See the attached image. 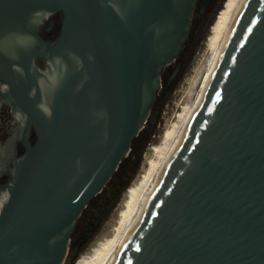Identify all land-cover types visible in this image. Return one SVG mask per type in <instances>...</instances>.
Instances as JSON below:
<instances>
[{
	"label": "water",
	"instance_id": "1",
	"mask_svg": "<svg viewBox=\"0 0 264 264\" xmlns=\"http://www.w3.org/2000/svg\"><path fill=\"white\" fill-rule=\"evenodd\" d=\"M196 5L0 0V95L22 114L25 145L0 186V264H65L85 209L148 125ZM55 11L50 45L36 19ZM113 264H264V0H246Z\"/></svg>",
	"mask_w": 264,
	"mask_h": 264
},
{
	"label": "rangeland",
	"instance_id": "2",
	"mask_svg": "<svg viewBox=\"0 0 264 264\" xmlns=\"http://www.w3.org/2000/svg\"><path fill=\"white\" fill-rule=\"evenodd\" d=\"M198 0L183 53L163 72V86L148 125L134 142L131 154L116 175L85 209L72 244L80 239L96 211L110 202L113 188H123L117 205L73 264H100L119 241L132 218L148 179L159 167L197 95L204 75L224 37L238 0ZM131 176L133 178L130 180ZM71 244V245H72ZM68 261V262H67ZM65 264H70L67 260Z\"/></svg>",
	"mask_w": 264,
	"mask_h": 264
},
{
	"label": "flooded vegetation",
	"instance_id": "3",
	"mask_svg": "<svg viewBox=\"0 0 264 264\" xmlns=\"http://www.w3.org/2000/svg\"><path fill=\"white\" fill-rule=\"evenodd\" d=\"M205 1L203 0V2ZM36 21L39 23L40 35L51 45L61 33L63 12L41 13ZM36 63L42 71L48 69L49 60L47 58L36 57ZM1 88L5 91L9 87L2 83ZM22 129V114L16 110L12 103L5 101L0 95V186L10 181L11 169H13L16 159L25 153V145L21 137ZM35 139L36 134L33 132L30 141L33 143ZM2 195L3 191L0 189V197Z\"/></svg>",
	"mask_w": 264,
	"mask_h": 264
},
{
	"label": "bare ground",
	"instance_id": "4",
	"mask_svg": "<svg viewBox=\"0 0 264 264\" xmlns=\"http://www.w3.org/2000/svg\"><path fill=\"white\" fill-rule=\"evenodd\" d=\"M246 0H238V4L236 6V8L234 9L232 16H231V20L228 26V29L224 35V37L222 38L218 48L216 49L213 58L208 66V69L204 75L203 81L200 85V88L197 92V95L189 109V112L187 113V115L185 116V119L178 131V133L176 134L172 144L170 145V147L168 148L165 156L163 157L159 167L157 168V170L153 173L152 176H150V178L148 179V183L145 187V189L143 190V193L139 199V202L136 205L134 214L132 216V218L130 219L128 225L126 226V228L124 229V232L122 234V236L120 237L119 241L115 244V246L112 248V250L110 251L108 257L105 259L104 262L100 263V264H113L116 260V258L118 257L119 253L121 252L123 246L125 245L127 239L129 238L138 217L141 214V211L147 201V199L149 198V196L151 195L152 191L154 190V188L156 187L161 175L163 174L164 169L166 168L172 154L174 153L189 121L191 120V118L193 117L195 111L197 110V107L200 103V100L203 96V93L206 89V86L210 80V77L212 76V73L218 63V60L220 58V55L223 51L224 45L226 43V40L229 36V34L231 33L240 13L241 10L245 4Z\"/></svg>",
	"mask_w": 264,
	"mask_h": 264
},
{
	"label": "trees",
	"instance_id": "5",
	"mask_svg": "<svg viewBox=\"0 0 264 264\" xmlns=\"http://www.w3.org/2000/svg\"><path fill=\"white\" fill-rule=\"evenodd\" d=\"M227 1L228 0H224L222 8L226 5ZM132 178L133 176H131L130 180ZM129 183L130 181L123 188H113L109 204L105 207H101L96 211L95 216L92 218V222L86 226L78 242L71 245L70 253L67 257V260H70V264L75 263L81 252L88 246V244L97 234L103 223L108 219L112 210L119 202L123 191L128 187Z\"/></svg>",
	"mask_w": 264,
	"mask_h": 264
}]
</instances>
